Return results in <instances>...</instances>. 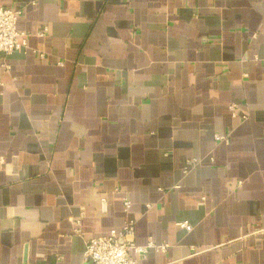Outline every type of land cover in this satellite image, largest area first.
I'll list each match as a JSON object with an SVG mask.
<instances>
[{"label":"crops","instance_id":"0c3cea01","mask_svg":"<svg viewBox=\"0 0 264 264\" xmlns=\"http://www.w3.org/2000/svg\"><path fill=\"white\" fill-rule=\"evenodd\" d=\"M0 5V264H84L125 196L142 264H264V0Z\"/></svg>","mask_w":264,"mask_h":264},{"label":"built area","instance_id":"2783aa9c","mask_svg":"<svg viewBox=\"0 0 264 264\" xmlns=\"http://www.w3.org/2000/svg\"><path fill=\"white\" fill-rule=\"evenodd\" d=\"M21 13L20 8L13 9L0 5V53L4 55L20 51L28 45V37L31 34L20 30L17 26ZM38 34L43 35V32ZM40 56L44 58V53H40ZM230 108L234 115L238 114L236 104L231 105ZM215 137L217 140L229 141L227 135L217 134ZM196 162V159H193L191 164ZM123 206L128 216L120 230L113 229L107 235L87 239L84 264H142L150 248L167 250L169 246L167 243L157 244L150 241L148 245L137 244L136 221L130 216L132 202L127 196L123 198ZM77 223L79 224L80 220ZM180 225L188 230L192 229L187 221Z\"/></svg>","mask_w":264,"mask_h":264}]
</instances>
